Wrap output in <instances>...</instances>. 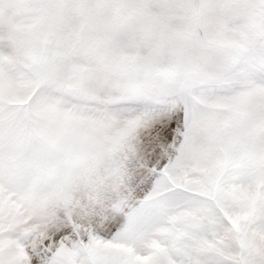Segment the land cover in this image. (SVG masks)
I'll return each instance as SVG.
<instances>
[{
    "label": "snow or ice",
    "instance_id": "snow-or-ice-1",
    "mask_svg": "<svg viewBox=\"0 0 264 264\" xmlns=\"http://www.w3.org/2000/svg\"><path fill=\"white\" fill-rule=\"evenodd\" d=\"M0 264H264V0H0Z\"/></svg>",
    "mask_w": 264,
    "mask_h": 264
}]
</instances>
